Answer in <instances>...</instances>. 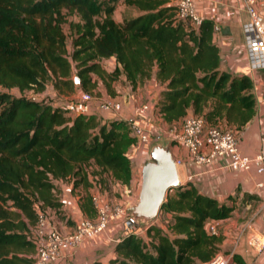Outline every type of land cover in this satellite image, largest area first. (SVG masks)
Returning a JSON list of instances; mask_svg holds the SVG:
<instances>
[{
	"label": "trees",
	"instance_id": "obj_1",
	"mask_svg": "<svg viewBox=\"0 0 264 264\" xmlns=\"http://www.w3.org/2000/svg\"><path fill=\"white\" fill-rule=\"evenodd\" d=\"M117 1L0 0V87L19 92L0 91V264H33L28 231L37 222L36 205L60 210L57 181L83 188L79 207L93 217L89 175L99 187L109 178L128 188L132 178L128 151L136 138L126 120L70 117L25 91H43L50 83L56 93L70 94L75 77L83 91H93L95 78L108 90L120 74L135 89L153 76L165 83L154 112L167 125L188 113L231 128L252 118V79L220 68L211 19L194 27L176 16L173 0H120L139 13L116 21ZM67 15L77 18L68 23L69 48ZM109 58L116 65L107 71L103 63ZM233 208L191 182L179 184L160 206L170 215V232L157 224L146 225L143 235L128 232L108 264H199L219 251L222 239L207 225L228 218ZM231 260L238 258L233 254Z\"/></svg>",
	"mask_w": 264,
	"mask_h": 264
},
{
	"label": "crops",
	"instance_id": "obj_2",
	"mask_svg": "<svg viewBox=\"0 0 264 264\" xmlns=\"http://www.w3.org/2000/svg\"><path fill=\"white\" fill-rule=\"evenodd\" d=\"M257 1V8L264 15V0ZM197 11L201 19L208 18L213 21V41L219 49L220 68L235 75L248 74L252 79L256 99L254 113L246 124L239 128L233 127V130L237 136L240 151L247 155H253L261 146H264V70L251 73L247 67L240 29L247 14L239 0H202L197 6ZM115 65L112 58L104 61L107 71H110ZM164 88L165 83L156 82L152 76L140 86L132 89L124 76L120 74L116 80L110 82L107 90L102 81L97 78L92 92L120 103L121 109L115 112H101L96 109L94 114L102 123L126 120L136 105L147 103L151 106V110L144 114L134 115L133 124L141 126L148 132H160L164 140L160 138L158 142H169L168 134L180 131L182 120L173 123L169 128L165 127L167 129L165 130L163 126L167 124L163 123L154 112L158 93ZM80 91V87L75 85L74 92L68 94L63 106L65 107L66 103ZM50 104L60 106L58 103ZM66 114L70 117L74 116L72 112H66ZM151 143H153L151 134L148 143L136 140L128 151L132 174L128 188L107 178L103 186H98L102 194L104 193V197L107 194L105 186L108 183L112 191L115 190L119 193L120 200L114 199L115 203L123 202L126 210L134 204L139 192L137 188L139 180L141 181V167L148 158ZM170 149L173 157H179L182 161L176 167L180 184L191 182L199 193L215 198L220 203L233 205L231 215L220 220L217 224V232L222 238L218 244L219 251L229 253L236 245L234 255L238 260L230 259L228 264H239L238 261L243 264H264V250H255L248 241L252 230L256 231L261 240H264V185L259 188L255 183V180H262L264 183V174L257 175L253 172L230 168L225 158L206 165L195 164L181 144L170 143ZM89 179L91 185L96 183L91 175H89ZM55 188L62 190L60 195L55 194L57 197L60 196L58 198L62 203L60 208L73 213L77 209L81 211L79 205L83 188L80 186L72 188L71 183L67 180L57 181ZM91 189L92 186L89 187V193ZM125 189H128L127 194L124 193ZM165 214L170 219V215ZM128 220V211L123 215L109 217L102 233L71 249L60 264H93L95 262L108 264L109 259L114 255V246L117 241L128 232L140 228L132 226ZM157 225L163 227L159 222ZM244 225L246 230L235 243V236ZM67 232L70 231L67 230Z\"/></svg>",
	"mask_w": 264,
	"mask_h": 264
},
{
	"label": "built area",
	"instance_id": "obj_3",
	"mask_svg": "<svg viewBox=\"0 0 264 264\" xmlns=\"http://www.w3.org/2000/svg\"><path fill=\"white\" fill-rule=\"evenodd\" d=\"M202 0H173L176 7V16L183 21L189 22L196 27L201 20L197 6ZM247 14V18L241 23V34L245 59L248 70L252 73L257 70H264V15L257 8V0H239ZM66 112L74 115L94 114V110L101 112H115L121 109L120 103L93 92L81 90L74 98L70 99L64 107ZM151 110L147 103L136 105L132 113L127 116L126 121L131 128V133L141 143L149 142V135H152L153 143L157 142L161 133L157 131L148 132L141 126L133 124L134 115L144 114ZM170 143L181 144L192 159L193 163L206 165L225 158L228 166L246 172H253L257 175L264 174V146L253 155H247L240 151L238 139L229 126L222 124L207 125L201 116L188 113L182 119L180 131L168 134ZM151 143L150 145H152ZM181 158H174L176 167L181 163ZM257 187L261 188L262 180H255ZM128 193V189L124 190ZM90 199L95 211L93 217H88L80 210L74 211L75 227L70 232H61L53 225L45 215L47 209H37V222L32 231V241L35 245V252L32 255L33 264H60L68 252L85 240L94 238L102 233L109 220V217L123 215L126 213V206L123 202L109 203L96 184L92 185ZM219 221H212L207 225L210 232H217ZM140 227V226H139ZM251 228L250 226H247ZM244 225L235 236V243L238 242L242 233L246 230ZM252 229V228H251ZM143 235L145 226L133 230ZM250 245L257 251L264 250V240H261L255 230L249 235ZM118 242V241H117ZM236 245L224 253L216 251L207 260L199 264H228L234 254Z\"/></svg>",
	"mask_w": 264,
	"mask_h": 264
},
{
	"label": "water",
	"instance_id": "obj_4",
	"mask_svg": "<svg viewBox=\"0 0 264 264\" xmlns=\"http://www.w3.org/2000/svg\"><path fill=\"white\" fill-rule=\"evenodd\" d=\"M74 82L78 83L79 79L75 77ZM179 184L170 143H153L149 147L148 158L141 167V183L136 202L127 209L128 222L132 226L150 224L167 193Z\"/></svg>",
	"mask_w": 264,
	"mask_h": 264
},
{
	"label": "rangeland",
	"instance_id": "obj_5",
	"mask_svg": "<svg viewBox=\"0 0 264 264\" xmlns=\"http://www.w3.org/2000/svg\"><path fill=\"white\" fill-rule=\"evenodd\" d=\"M105 2H106V0H103V3H105ZM172 3L174 4V2H172ZM138 13H139L138 10H136L135 8L130 7V6H126L120 0H118L115 3V9H114V11L112 13V17L116 21H121L123 18H130V17L135 16ZM100 18H101L100 16H97V19H100ZM76 19L77 18L74 15H67V22L65 24H63V29H64L65 33L67 34L66 43H67V47L68 48L70 47V38H69L70 34H69V25H68V23H69V21H73V20H76ZM103 66H104V63H103ZM93 77L95 78L94 75H93ZM95 79H97V78H95ZM75 84H76V86H79V82L75 83ZM80 89H81V87H80ZM0 91H8L9 93H11L13 95H16V96L19 95V92H18V90L16 88L4 89V88L0 87ZM24 95L26 97H28V98H33L34 97L35 99L37 98L39 100H45L48 103H58V104H60V106L62 108L64 107L63 106L64 101H66V97L68 96V94H58V93H56L54 91V89L52 88V85L50 83L47 84V86L45 87V89L43 91H39V92H34L32 90L25 91ZM54 106H58V105H54ZM170 126L171 125H166V126H163V127L164 128L165 127L169 128ZM165 130H167V129L165 128ZM164 135L166 136V134H164ZM160 138H162V136ZM162 140H164V138H162ZM87 170L89 171V173H91L92 170L94 171L95 170L94 165L89 164L87 166ZM106 177H108V176H106ZM140 183H141V181L139 180V186L137 188L138 191H139V188H140ZM105 188L107 190V194H105V196H106L105 198L107 199V201L109 203H111V202L115 203L116 201H114V199H119L120 200L119 193L116 192L115 190L112 191V189L110 188L108 183H106ZM61 191L62 190H58V188H55V194L56 195H58V194L60 195ZM59 197H57V199ZM136 199H137V197H136ZM135 202H136V200H135ZM8 203L9 202L7 201L6 205H8ZM36 207H37V205H36ZM45 215L50 219V221L53 223V225L56 227V229H58L61 232H67V230L72 231L73 228L75 227V221H74L75 218H76L75 214L73 212H68L64 208H60V210H58V211H54L52 209H48L47 211H45ZM158 222L163 226L162 229L166 233L170 232L169 231V227H168L169 218H168V216L165 213L160 212V210L157 213V215L154 218V220L150 224H157ZM28 237L30 239H32V231L31 230L28 231Z\"/></svg>",
	"mask_w": 264,
	"mask_h": 264
}]
</instances>
